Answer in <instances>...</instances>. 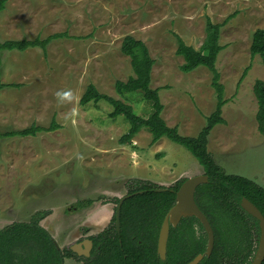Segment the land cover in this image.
<instances>
[{"label":"rangeland","instance_id":"rangeland-1","mask_svg":"<svg viewBox=\"0 0 264 264\" xmlns=\"http://www.w3.org/2000/svg\"><path fill=\"white\" fill-rule=\"evenodd\" d=\"M207 16L224 23L216 67L227 100L226 123L211 130L208 150L226 173L264 187V135L254 92L256 81H264V63L250 52L255 30L264 28V0H9L0 12V41L67 35L45 48L0 52V132L46 127L54 119L59 124L35 135L0 137V229L47 210L41 224L60 249L67 248L104 229L117 206L112 199L128 193L129 180L169 187L204 173L186 147L167 137L151 144L146 128L131 144H121L130 125L125 116L111 118L113 107L105 100H80L94 84L138 115L153 112L141 92L120 94L115 88L117 80L135 74L121 51L124 37L132 35L155 59L151 86L159 88L162 117L181 135L197 136L216 108L217 94L207 67L180 69L184 58L176 53L174 33L199 49ZM75 261L64 264H84Z\"/></svg>","mask_w":264,"mask_h":264},{"label":"trees","instance_id":"trees-1","mask_svg":"<svg viewBox=\"0 0 264 264\" xmlns=\"http://www.w3.org/2000/svg\"><path fill=\"white\" fill-rule=\"evenodd\" d=\"M8 1L0 0V12L5 9ZM231 16L226 20L228 21ZM223 24L213 22L209 16L206 17V36L199 49L186 43L179 34L174 33L177 39L176 53L184 58L180 69L183 72H190L199 66L207 67L212 72V86L217 94L216 108L207 117V124L197 136L181 135L177 126H169L162 117L164 105L159 96V88L151 86L155 59L152 57L147 44L132 35L124 37L121 51L130 57L135 74L126 81L117 80L115 88L120 94L141 92L143 100L151 102L153 112L148 117L138 115L131 104L101 92L94 84L88 85L80 100L81 104L105 100L113 107L112 111L109 112L111 118L119 115L125 116L130 125L128 131L119 140L121 144H131L134 136L141 129L146 128L152 136L151 144L162 137H167L186 147L201 164L204 174L208 176V182L197 187L195 199L214 228L215 243L212 254L205 256L200 264H219L220 252L226 248L225 241H228L229 237L232 238L230 229L236 231L240 229L244 233V229L249 228V222L257 226V219L241 207L242 197H247L264 214V187L248 177L226 173L216 163L213 154L207 147L208 136L214 126L226 123L222 116V108L227 102L223 97L225 86L220 82V73L216 67L218 55L223 49V45L219 41ZM66 35L67 32H56L45 39L36 37L33 40L0 41V52L1 50L13 49L23 51L35 46L45 48L51 40ZM250 52L253 57L259 55L264 63V28L255 30ZM1 63L0 57V66ZM246 71L247 68L243 75L246 74ZM4 86L0 70V89ZM254 92L258 101L256 114L258 129L264 135V81H256ZM58 127L59 124L54 119L49 126L32 124L21 130L0 132V137L3 135H35L40 131H52ZM184 180L180 179L169 187H161L147 180H129L127 182V194L129 195L121 207L120 232H117L116 229L114 213L110 223L100 233L92 236L95 247L92 257L89 258L91 263L185 264L197 252H202L207 239L205 234L196 236L195 230L188 231L190 236L186 238V244L182 245L183 247L180 246L181 241L184 240L181 235L182 227L186 225L191 228L194 223L200 224L197 217L193 216L182 218L177 227H171L167 259L161 260L156 253L158 234L163 218L175 204L176 191ZM157 189L163 190L158 191ZM119 200L120 198L112 199L116 204L119 203ZM91 201L88 202L91 203ZM48 213L47 210H41L32 215L28 221L13 222L0 229V264H63L66 257L74 255L69 248L60 249L50 231L41 224ZM256 233H258V229ZM242 241L248 243L247 247L249 248L245 254L246 264L249 263V256L254 253L256 243L252 236L251 238L244 237ZM239 244L243 246L244 243L239 242ZM233 250L231 247L229 253L231 254Z\"/></svg>","mask_w":264,"mask_h":264},{"label":"water","instance_id":"water-1","mask_svg":"<svg viewBox=\"0 0 264 264\" xmlns=\"http://www.w3.org/2000/svg\"><path fill=\"white\" fill-rule=\"evenodd\" d=\"M208 182V176L204 173L198 174L192 177L186 178L178 190L176 191V202L175 204L169 209L168 213L166 214L163 223L161 225L159 236H158V253L160 254L161 258L164 259L166 257V250H167V243L169 239L170 227L176 226L183 217L195 216L197 217L200 222L203 224L207 234H208V246L207 250L204 254L197 255L192 261L187 264H197L205 254L210 255L215 242L214 232L210 221L206 214L201 210L199 205L195 199L196 189L199 185ZM161 191L163 189H157ZM128 197V195H124L120 198L119 203L117 204L116 208V226L117 229L120 230L121 224V207L124 200ZM241 207L254 218L257 219L259 229H260V236H259V243L255 253V256L250 264H262L264 261V214L262 211L247 197L241 198ZM75 245L82 248L84 245L86 248L84 250H89L92 245V240L85 239L83 242H78L73 244L71 248L76 250L81 254L79 250L75 248ZM58 246V244H57ZM59 247V246H58ZM82 250V249H80ZM83 253V252H82Z\"/></svg>","mask_w":264,"mask_h":264},{"label":"flooded vegetation","instance_id":"flooded-vegetation-1","mask_svg":"<svg viewBox=\"0 0 264 264\" xmlns=\"http://www.w3.org/2000/svg\"><path fill=\"white\" fill-rule=\"evenodd\" d=\"M125 195H129V194H125ZM115 199V198H114ZM81 207H83V206H81ZM80 208V207H79ZM84 208V207H83ZM116 208H117V206H116ZM115 211H116V209H115ZM169 211V210H168ZM115 213V212H114ZM168 213V212H167ZM166 213V214H167ZM115 216H116V213H115ZM166 216V215H165ZM165 216H164V218H165ZM189 217H193V216H189ZM164 218H163V220H164ZM183 218H188V217H183ZM198 219V218H197ZM256 219V218H255ZM182 220V219H181ZM180 220V221H181ZM199 220V219H198ZM111 221V220H110ZM200 221V220H199ZM42 222V221H41ZM258 222V221H257ZM110 223V222H109ZM108 223V224H109ZM162 223H163V221H162ZM180 223V222H179ZM179 223L176 225V226H171V227H177L178 225H179ZM107 224V225H108ZM210 224H211V222H210ZM106 225V226H107ZM162 225V224H161ZM105 226V227H106ZM185 226V227H184ZM183 227H182V229H181V232H182V236L184 237V240H182L181 241V245L180 246H182V245H185L186 244V238H188L190 235H189V232H190V230H195V235L196 236H201V234H205V236H206V239H207V241H206V243H205V247H204V250L202 251V252H197L196 253V255L191 259V260H189L188 262H186L185 264H187V263H189L190 261H192L197 255H199V254H204L205 252H206V250H207V246H208V234H207V232H206V230H205V228H204V226H203V224L200 222V224L199 223H194V224H192L191 225V228H188V226H186V225H184ZM211 226H212V224H211ZM104 227V228H105ZM171 227H170V231H171ZM248 229H244L243 231H244V233H242L241 231H240V229H239V231H236V230H234V229H230V231H232V238L231 237H229V240L228 241H225L226 242V248H225V250L224 251H222V252H220V257H219V264H245V262H246V259H245V254L249 251V248L247 247V245H248V243H246L245 241H242V239L244 238V237H249V238H251V236L253 237V239H254V241H255V250H254V253H253V255H251V256H249V258H248V260H249V263H246V264H250L251 262H252V260H253V258H254V256H255V253H256V250H257V247H258V243H259V236H260V229H259V225H258V223H257V226H255V225H252V223L251 222H249V224H248ZM160 228H161V226H160ZM188 228V229H187ZM194 228V229H193ZM116 229H117V226H116ZM212 229H213V232H214V237H215V231H214V228H213V226H212ZM258 229V233H256V230ZM102 231V230H101ZM100 231V232H101ZM159 231H160V229H159ZM189 231V232H188ZM236 231V232H235ZM100 232H97V233H95V234H93V235H96V234H98V233H100ZM117 232H120V230H118L117 229ZM228 233V235H229V232H227ZM93 235H90V236H87V237H85V238H83L81 241H78L79 243L80 242H83L85 239H90V240H92V245H91V248L87 251V250H84L86 247L83 245L82 246V248H79V246H77V245H75V248L77 249V250H79L80 252H81V254H79V252L78 251H76V250H73L72 248H71V246L73 245H70L69 247H67V248H69L70 250H71V252L74 254L72 257H66L65 259H67V258H70V259H72L74 262H76L75 261V259L76 260H80V261H83L84 262V264H92L91 263V261L89 260V258H91L92 257V252L94 251V247H95V245H94V240L92 239V236ZM158 236H159V234H158ZM169 236H170V233H169ZM168 241H169V239H168ZM78 242H75L74 244H76V243H78ZM239 242H242V243H244L243 244V246L242 245H240L239 244ZM215 243V242H214ZM157 245H158V240H157ZM167 246H168V243H167ZM183 247V246H182ZM231 247L234 249L233 250V252L230 254L229 252H230V250H231ZM80 249H82V250H80ZM213 249H214V247H213ZM195 250H196V248H195ZM242 250V251H241ZM213 251V250H212ZM83 252V253H82ZM156 253H157V256L161 259V260H163V261H165L166 259H167V256H168V248H167V250H166V257L164 258V259H162L161 258V256H160V254L158 253V249H157V247H156ZM211 254H212V252H211ZM210 254V255H211ZM210 255H207V254H205L204 255V257L205 256H210ZM203 257V258H204ZM203 258L197 263V264H200V262L203 260ZM64 264V263H63ZM216 264H218V263H216Z\"/></svg>","mask_w":264,"mask_h":264},{"label":"crops","instance_id":"crops-1","mask_svg":"<svg viewBox=\"0 0 264 264\" xmlns=\"http://www.w3.org/2000/svg\"><path fill=\"white\" fill-rule=\"evenodd\" d=\"M8 2H9V1H8ZM8 2H7V3H8ZM101 207H106V208H107L108 206H105V205H104V206H101ZM103 209H105V208H103ZM107 213H109V212L107 211Z\"/></svg>","mask_w":264,"mask_h":264}]
</instances>
